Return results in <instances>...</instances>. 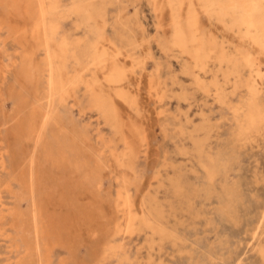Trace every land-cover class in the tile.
Returning a JSON list of instances; mask_svg holds the SVG:
<instances>
[{"label": "rangeland", "instance_id": "374dc122", "mask_svg": "<svg viewBox=\"0 0 264 264\" xmlns=\"http://www.w3.org/2000/svg\"><path fill=\"white\" fill-rule=\"evenodd\" d=\"M153 1L0 0V264H264V126L239 136L248 87L264 107V57L228 29L231 17L221 24L198 10L201 32L228 58L258 57L260 78L216 54L197 70ZM78 3L103 22L89 26ZM41 6L56 30L47 48L32 32ZM58 41L75 85L48 99L46 58ZM110 46L122 72L115 87L107 68L88 65ZM95 79L112 117L86 87Z\"/></svg>", "mask_w": 264, "mask_h": 264}, {"label": "bare ground", "instance_id": "6f19581e", "mask_svg": "<svg viewBox=\"0 0 264 264\" xmlns=\"http://www.w3.org/2000/svg\"><path fill=\"white\" fill-rule=\"evenodd\" d=\"M156 1V0H154ZM153 1V2H154ZM47 3V2H46ZM1 4V3H0ZM41 4V3H40ZM39 6V4H38ZM153 6V5H152ZM155 7V5H154ZM153 7V8H154ZM161 9H166L169 12V18L170 23L173 28V33L171 39V45L174 46V48H177L182 54L188 56L197 66V70H204L206 62L212 58L213 55H217V59H219L222 62L228 63L231 65V67H236L237 65H241L247 69H249L251 72H254L256 74L257 79L260 78L259 72L257 71L256 66V60L258 57L253 58V56L250 54L249 49H238L236 51V55L233 58H228V56L221 50V47L217 42V40L212 37L211 35H207L205 33L201 32V25L199 22V15L198 10L202 11V14H204L207 17L210 18L211 13H215V16H217V19L221 20V24L224 23L226 19H229L230 17L233 19L230 20V27L229 30H233L234 28L239 29L242 34L239 37L242 41L247 42L249 45H251L254 49L257 50L258 56L262 55L264 57V0H162L160 6ZM39 8V7H38ZM49 8V6H48ZM216 8V10H215ZM51 9V7H50ZM108 9V8H107ZM111 9V8H110ZM158 9V8H157ZM43 7L38 10L39 16V22L34 27L32 32L36 36L37 40H41L43 42V46L47 48L48 42V34L51 32L55 34L56 31L54 28H47L46 25H44L45 15L46 12L44 11ZM47 10V9H46ZM159 10V9H158ZM214 10V12L212 11ZM235 10H238V15L234 16L233 12ZM74 11L87 21H89V26L91 23H93L95 26H99L103 20L101 19V14L97 13L95 17V11H92V9L88 6H86L84 3H78L74 7ZM48 12V10H47ZM166 13V12H165ZM36 14V13H35ZM54 18V17H53ZM108 19V18H107ZM37 21V20H36ZM35 21V22H36ZM101 21V22H100ZM210 21V20H209ZM100 22V23H99ZM19 24V23H18ZM213 24V23H212ZM88 25V24H87ZM102 25V24H101ZM92 26V25H91ZM218 26V25H217ZM223 26V25H222ZM203 27V26H202ZM104 29V28H102ZM214 29V28H213ZM212 29V30H213ZM219 29V28H218ZM222 29V28H220ZM55 30V31H54ZM98 30V29H97ZM95 29V31H97ZM100 30V29H99ZM171 30V29H170ZM94 31V32H95ZM104 31V30H103ZM106 31V29H105ZM220 31V30H219ZM101 32V31H100ZM172 32V31H171ZM217 32V31H216ZM220 33V32H219ZM226 33V32H225ZM90 34V32H89ZM97 34V33H96ZM110 34V33H109ZM91 35V34H90ZM94 35V34H93ZM98 35V34H97ZM102 35H104L102 33ZM214 35V34H213ZM224 35V34H223ZM221 35L223 38L224 36ZM96 36V35H95ZM109 36V35H108ZM234 36V35H233ZM236 36V35H235ZM234 36V37H235ZM54 37V36H53ZM57 37V36H56ZM63 37V36H61ZM226 37V36H225ZM228 37V36H227ZM226 37V38H227ZM237 37V36H236ZM235 37V38H236ZM98 38V37H97ZM104 39V37H102ZM62 39V38H61ZM228 40V39H227ZM226 40V42H227ZM36 41V40H35ZM62 41V40H61ZM106 41V39H105ZM237 41V40H236ZM51 43V41H49ZM59 42V41H58ZM65 42V40H64ZM64 42H59L60 44L56 45V48L54 50V53H48L47 54V68L48 73L45 78V88L47 89V95L48 99H53V97H64L65 91L70 87L75 85L73 82L69 81V79L66 78L65 73V63L68 58V48L67 45ZM224 42V41H223ZM229 42V41H228ZM22 43V42H21ZM95 43V42H93ZM110 43V42H109ZM241 43V42H240ZM42 44V43H41ZM100 44V42L98 43ZM112 44V43H110ZM225 44V43H224ZM95 45V44H94ZM104 45V44H103ZM102 45V46H103ZM118 45V44H117ZM233 45V44H232ZM241 45V44H238ZM245 45V43H244ZM51 46V44H50ZM53 46V45H52ZM51 46V47H52ZM107 46V45H106ZM22 47V46H21ZM96 47V46H95ZM236 47V46H235ZM240 47V46H239ZM226 48V47H225ZM99 49V48H98ZM233 49V48H232ZM253 49V51H254ZM52 50V49H51ZM121 51V50H120ZM231 51V50H230ZM252 51V52H253ZM47 52V51H46ZM45 52V53H46ZM119 55L118 50L110 46L106 48V50H98L94 51L89 57V63L88 65L95 70V72H103L106 70V74L104 75V82L107 86L115 87L120 84L121 75L122 72L119 69V67L114 62V55ZM137 52V51H136ZM227 52V51H226ZM70 53V52H69ZM73 53V52H72ZM121 53V52H120ZM125 53V52H124ZM228 53V52H227ZM234 53V52H233ZM256 53V52H255ZM231 55V53H229ZM124 55V54H123ZM229 55V56H230ZM233 55V54H232ZM231 55V56H232ZM261 56V57H262ZM72 57V56H71ZM74 58V57H73ZM72 58V59H73ZM127 58V57H126ZM132 58V56L130 57ZM215 58V56L213 57ZM71 59V58H70ZM189 59V60H190ZM28 60V59H27ZM26 60V61H27ZM75 60V58H74ZM128 60V59H125ZM216 60V59H215ZM78 61V60H77ZM219 61V63H220ZM76 62V60H75ZM134 62V61H133ZM136 62V61H135ZM211 62V61H210ZM209 62V63H210ZM216 62V61H215ZM214 63V60H213ZM212 63V64H213ZM77 64V62H76ZM210 65V64H207ZM216 65V64H215ZM214 65V66H215ZM225 65V64H223ZM227 65V64H226ZM28 66V65H27ZM192 66V65H191ZM74 67V66H73ZM72 67V68H73ZM86 67V66H85ZM122 67V66H121ZM223 67V66H222ZM225 67V66H224ZM227 67V66H226ZM76 68V67H75ZM74 68V70H75ZM79 68V66L77 67ZM123 68V67H122ZM229 68V66H228ZM87 69V68H86ZM209 69V68H208ZM238 69V68H237ZM242 69V68H241ZM77 70V69H76ZM84 70V69H83ZM196 70V69H195ZM213 70V69H212ZM221 70V69H220ZM227 70V69H226ZM232 68L230 69V71ZM239 70V69H238ZM237 70V71H238ZM35 71V70H34ZM45 71V70H44ZM43 71V72H44ZM78 71V70H77ZM219 71V70H218ZM229 71V70H228ZM249 71V72H250ZM86 72V71H85ZM209 72V71H208ZM215 73V71H212ZM222 72V71H221ZM244 72V71H243ZM261 72V71H260ZM34 73V72H33ZM78 73V72H77ZM91 73V72H90ZM201 73V72H200ZM223 73V72H222ZM233 73V71H232ZM231 73V74H232ZM239 73V72H238ZM79 74V73H78ZM77 74V75H78ZM103 74V73H102ZM205 74V73H203ZM217 74V72H216ZM221 74V73H220ZM226 74V73H225ZM195 75V74H194ZM210 75V74H209ZM215 75V74H214ZM219 75V74H218ZM235 75V74H234ZM242 75V73H241ZM240 75V76H241ZM253 75V74H252ZM75 76V74H74ZM73 76V77H74ZM69 77H72L69 76ZM206 77V76H205ZM204 77V78H205ZM209 77V76H208ZM207 77V78H208ZM222 77V76H221ZM200 78V77H199ZM214 78V77H212ZM223 78V77H222ZM225 78V77H224ZM229 77H227L228 79ZM231 78V77H230ZM247 78V77H246ZM249 78V77H248ZM82 77H77V81H81ZM84 79V78H83ZM82 79V80H83ZM86 79V78H85ZM217 79V78H216ZM235 79V78H234ZM240 79V78H239ZM31 80V79H30ZM157 80V79H156ZM203 80V79H202ZM219 80V79H217ZM221 80V79H220ZM225 80V79H224ZM223 80V81H224ZM231 80V79H230ZM201 81V80H199ZM212 79L210 80V82ZM234 81V80H232ZM242 81V80H241ZM197 82V81H196ZM203 82V81H202ZM217 82V81H216ZM215 82V83H216ZM230 82V81H229ZM228 82V83H229ZM260 82V81H259ZM77 83V82H76ZM87 83V82H86ZM205 83V82H204ZM207 83V82H206ZM78 84V83H77ZM152 84V83H151ZM159 84V82H158ZM235 84V83H234ZM232 84V85H234ZM241 84V83H240ZM84 85L85 82H84ZM83 85V86H84ZM160 85V84H159ZM203 85V84H202ZM78 86V85H77ZM157 86V85H156ZM206 86V85H205ZM74 87V86H73ZM88 90L92 94V97L95 100L96 106L98 109L104 112V114L108 115L109 117L113 116L112 113V107L110 106V103L108 101L104 100V96L102 95V88H99L98 80L95 79L91 83H88L87 86ZM154 87V86H153ZM204 87V86H203ZM208 87V86H207ZM214 88V86H212ZM222 87V86H221ZM237 87V85H236ZM239 87V86H238ZM152 88V87H151ZM155 88V87H154ZM240 88V87H239ZM73 89V88H72ZM120 89V88H119ZM205 89V88H203ZM209 89V88H208ZM219 89V88H218ZM239 90V89H238ZM68 91V90H67ZM236 91V90H235ZM248 92L251 96V99L249 103L247 104L244 114V120L243 124L241 125V131L239 133V136L242 135H253L258 134L260 131V128L264 126V107L260 105L259 103V92L254 87H248ZM214 93V92H213ZM67 94V93H66ZM262 93H260L261 95ZM118 97L121 99L124 98V94L120 90L118 92ZM261 98V97H260ZM262 99V98H261ZM61 100V99H60ZM53 101V100H52ZM262 104V103H261ZM264 104V103H263ZM263 108H262V107ZM238 108V107H237ZM235 108V109H237ZM239 110V109H238ZM238 115V114H237ZM240 116V115H239ZM238 116V117H239ZM51 117V116H50ZM233 117V116H232ZM237 119V117L235 118ZM240 120V119H238ZM40 122V121H39ZM236 122V121H235ZM239 123V122H238ZM234 128V127H233ZM231 130V129H230ZM230 132V131H229ZM36 133V132H35ZM228 135V134H227ZM235 135V134H234ZM82 136V135H81ZM231 136V135H230ZM36 137V136H35ZM80 137V136H79ZM43 139V138H42ZM230 139V138H228ZM80 140V139H79ZM35 141V140H34ZM56 141V140H55ZM41 143V142H40ZM249 143V142H247ZM36 144V143H35ZM231 145V144H230ZM59 146V144H58ZM234 147V146H233ZM59 152V151H58ZM58 154V153H57ZM119 165V163H118ZM123 166V165H122ZM128 166V165H127ZM35 181V180H34ZM141 192V191H140ZM138 199V198H137ZM36 200V199H35ZM137 201V200H136ZM4 207V205H3ZM124 209L129 208L127 202L122 207ZM130 209V208H129ZM138 209V208H136ZM128 211V210H127ZM139 213V211H138ZM137 214V213H136ZM134 216L129 215L128 221H127V228L133 230L131 228L133 226L134 222ZM140 219V218H139ZM141 221V220H140ZM143 225H147L145 221L143 220ZM149 225V224H148ZM137 227V226H136ZM143 227V226H142ZM150 227V226H149ZM148 228V226H147ZM146 229V228H145ZM150 230V229H149ZM120 232V231H119ZM160 235V233L158 232ZM162 236V234H161ZM43 243V242H42ZM47 255V254H46ZM45 255V256H46Z\"/></svg>", "mask_w": 264, "mask_h": 264}]
</instances>
